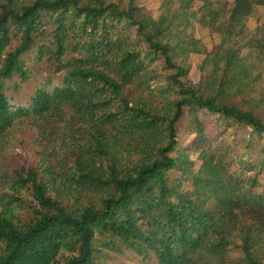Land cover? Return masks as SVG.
Wrapping results in <instances>:
<instances>
[{
  "label": "trees",
  "instance_id": "trees-1",
  "mask_svg": "<svg viewBox=\"0 0 264 264\" xmlns=\"http://www.w3.org/2000/svg\"><path fill=\"white\" fill-rule=\"evenodd\" d=\"M260 7L162 0L155 17L137 0H0V146L19 121L69 128L57 165L2 177L0 264H264ZM197 24L220 36L211 50Z\"/></svg>",
  "mask_w": 264,
  "mask_h": 264
},
{
  "label": "rangeland",
  "instance_id": "rangeland-1",
  "mask_svg": "<svg viewBox=\"0 0 264 264\" xmlns=\"http://www.w3.org/2000/svg\"><path fill=\"white\" fill-rule=\"evenodd\" d=\"M137 3L140 6L146 7L157 17L160 12L162 0H137ZM258 16H264V7H260L257 16L250 20L249 24L252 29L258 25ZM195 33L209 50L220 42V36L218 34L212 33L198 24L196 25ZM203 57L200 54H194L192 56L193 69L191 77L195 82L200 77L197 66ZM32 88L30 85L29 88L21 92V96L25 97L27 93L32 91ZM46 127L45 132L42 133L31 121H19L3 141L0 146V191H3L7 185V182L2 181L4 175L14 174L16 170H21L28 166L38 167L43 156L50 157L53 164L57 165V159L62 156L69 144V128L66 127L65 122H60L58 128H53V126ZM231 133L232 131H230ZM249 134V129L241 130L236 134V141L239 147L246 146L245 142L248 141ZM193 138L194 133L189 127V121L188 119H184L180 127L179 143L181 146L187 145ZM231 139L232 137H230ZM247 152V156L254 154L252 151ZM234 168L241 176H247V173L240 170L237 165ZM261 180L264 183V175L261 176ZM24 199L27 204H33L32 197L29 194L26 193ZM23 213L25 214L26 210ZM102 262L104 264H142L131 254L126 256L114 252H107L103 255Z\"/></svg>",
  "mask_w": 264,
  "mask_h": 264
}]
</instances>
